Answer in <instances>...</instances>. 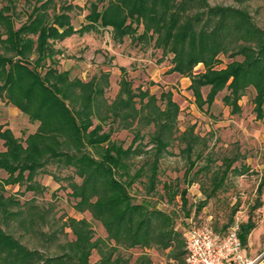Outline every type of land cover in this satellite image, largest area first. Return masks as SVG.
Returning a JSON list of instances; mask_svg holds the SVG:
<instances>
[{"label":"trees","instance_id":"16d2710c","mask_svg":"<svg viewBox=\"0 0 264 264\" xmlns=\"http://www.w3.org/2000/svg\"><path fill=\"white\" fill-rule=\"evenodd\" d=\"M25 1L29 10L17 25V0H2L0 6V95L7 96L31 118L39 119L40 124L39 131L30 134L26 147L8 128L0 132L6 145L5 150H0V168L8 173L6 178H0V264H90L89 256L98 239L91 240V229L85 219L68 218L63 223L75 238L59 244L60 251L54 253L28 247L9 230H19L23 235L34 231V226L45 222L47 211L34 203L24 209L14 194H5L4 184L22 182L24 171L31 178L49 161L74 166L75 173L82 177L80 183L71 184L74 197L79 198L78 208L88 209L118 245L172 246L179 235L173 229V217L145 201L134 203L129 188L145 174L144 167L131 171L132 159L142 152L150 156L147 190L155 187L158 162L172 139L178 104L169 91H162L160 98H165V106L160 108L153 93L146 89L133 92L126 79L115 99L108 102L99 80L69 79L68 70L57 69L55 55L60 49L55 47V40L73 32L97 29L98 25L111 26L113 38L118 41L124 35H134L136 41L153 40L154 46L172 53L170 71L190 77V88L198 101L202 85L210 86L207 93L210 100L226 86L229 91L223 96L224 102L237 106V100L251 85L255 89V109L261 114L264 27L257 24L246 8L211 4L208 0H107L99 9L98 1L103 0H95L85 15L86 22L75 28L66 12L71 3H60L57 7L58 0ZM219 53L239 54L242 58L215 67ZM198 62L204 68L194 72ZM135 94L140 106L133 99ZM105 123L111 126L104 129ZM113 123L131 129L133 136L127 145L111 138ZM151 124L153 130L148 136L152 146L144 150L142 129ZM181 133L186 141L182 150L192 165L202 153L198 150L191 158L196 134L185 136V130ZM230 162L224 163L223 173ZM233 170L243 172L236 166ZM259 184H264V173ZM177 193L185 204L186 188L173 190L170 199ZM253 228L250 220L239 223L243 245ZM55 233L52 231L51 236ZM173 256L178 258L176 252ZM142 260L147 257H138V261ZM98 264H128V261L118 255Z\"/></svg>","mask_w":264,"mask_h":264},{"label":"rangeland","instance_id":"374dc122","mask_svg":"<svg viewBox=\"0 0 264 264\" xmlns=\"http://www.w3.org/2000/svg\"><path fill=\"white\" fill-rule=\"evenodd\" d=\"M93 1L58 0L57 7L60 3H71L72 7L66 9V12L70 22L78 28L86 22L85 15ZM106 1H98L97 8ZM208 1L211 4L246 8L257 24L264 27V0ZM17 10L19 17L16 25L26 17L29 10L27 2L17 0ZM97 27L82 33L73 32L55 40V47L60 49L55 55V66L58 70H68L69 79L99 80L103 96L108 102L120 92L124 79L129 81L133 92L146 89L153 93L160 108L165 106V98H160L161 92L171 93V99L178 104L176 123L167 151L158 162L155 187L147 190L150 156L142 152L132 159L131 171L144 167L145 174L135 179L129 191L134 203L145 201L150 207L170 214L173 217V229L179 235L172 246L166 248L157 245H118L109 237L104 224L93 218L88 209L78 208L79 198L74 197L71 184L80 183L82 177L75 173L73 165L59 161L45 163L43 170H38L31 178H27L24 171L22 182L4 184L5 194H14L24 204V209L34 203L47 211L45 222L34 226V231L23 235L19 230H9L28 247L54 253L60 251L59 244L75 238L71 229L63 227V223L68 218L85 219L91 229V240L98 239L97 247L91 250L89 256L90 264H98L109 257L112 260L118 255L126 259L128 264H136V261L139 264L145 261V264H187L183 239L186 228L210 219L212 226L222 231L232 222L250 220L254 228L247 236L244 249L250 256L264 251V184H259L264 173V103L262 113L258 114L254 87L248 86L237 100V106H233L223 100L224 94L229 91L226 86L219 89L210 100L207 95L210 86L202 85V97L198 101L190 88V77L178 71H170L172 53L163 52L162 48L154 46L153 40L136 41L134 35H124L122 41H118L113 38L111 26ZM218 58L215 67L225 66L229 61L241 59L242 56L219 53ZM203 68V63L198 62L193 71ZM133 99L136 100V106H140L139 96L135 94ZM39 124V119L31 118L8 100L7 96L0 95V132L8 128L26 147L31 139L30 134L39 131ZM108 125L111 126V123H105L104 129H108ZM152 130V124L142 129L145 132L142 144L144 150H150L152 146L148 136ZM184 130L185 136L196 134L191 158H194L196 151L202 152L201 157H197L192 165L186 158V151L182 150L186 143L181 133ZM132 136L129 127L113 123L111 138L127 145ZM5 149L4 139L0 136V150ZM88 149L93 151L89 146ZM229 160L230 167L223 173V165ZM235 166L242 168L243 172H234ZM7 174V171L0 168L1 179L6 178ZM182 188H186L185 204L181 202L179 193L170 199L173 190L180 191ZM52 231L56 232L55 236H51ZM175 252L178 258H174ZM141 256L147 257V260L138 261Z\"/></svg>","mask_w":264,"mask_h":264},{"label":"built area","instance_id":"2783aa9c","mask_svg":"<svg viewBox=\"0 0 264 264\" xmlns=\"http://www.w3.org/2000/svg\"><path fill=\"white\" fill-rule=\"evenodd\" d=\"M187 264H255L262 252L250 256L239 238V223L215 230L210 219L192 224L183 231Z\"/></svg>","mask_w":264,"mask_h":264},{"label":"crops","instance_id":"0c3cea01","mask_svg":"<svg viewBox=\"0 0 264 264\" xmlns=\"http://www.w3.org/2000/svg\"><path fill=\"white\" fill-rule=\"evenodd\" d=\"M255 264H264V251H262L261 257L259 258V260Z\"/></svg>","mask_w":264,"mask_h":264}]
</instances>
